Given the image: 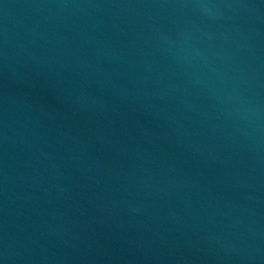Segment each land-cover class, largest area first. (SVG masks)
Instances as JSON below:
<instances>
[{
	"label": "water",
	"instance_id": "95a60500",
	"mask_svg": "<svg viewBox=\"0 0 264 264\" xmlns=\"http://www.w3.org/2000/svg\"><path fill=\"white\" fill-rule=\"evenodd\" d=\"M0 264H264V0H0Z\"/></svg>",
	"mask_w": 264,
	"mask_h": 264
}]
</instances>
